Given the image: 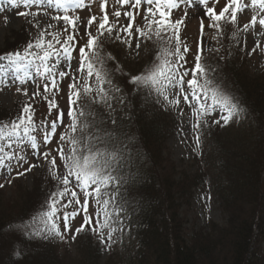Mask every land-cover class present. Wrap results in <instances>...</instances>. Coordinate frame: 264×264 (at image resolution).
<instances>
[{"label":"snow or ice","instance_id":"1","mask_svg":"<svg viewBox=\"0 0 264 264\" xmlns=\"http://www.w3.org/2000/svg\"><path fill=\"white\" fill-rule=\"evenodd\" d=\"M218 2L219 0H214L213 7H208L209 0H116L120 7L128 6V10L123 12L127 23L120 24V9L117 8L112 13L115 19L110 20L106 10L108 0H101L102 15H92L85 24L78 15L68 13L70 10L74 12L76 9L90 7L92 0H87V3L86 0H7L14 8L21 5L25 8L54 6L64 14L54 16L53 19L63 21L65 28L63 38L60 32L50 34L39 31L23 51L0 55V86L34 83L36 90L29 99L43 96L48 100L47 93L59 91V80L68 77L71 81L68 84L69 107L66 115L70 122L67 125L64 124L65 112L59 108L55 99L48 100V114L51 115L53 109H57L56 117L51 121L45 118L37 124L34 120L35 110L27 101L14 120L0 121V141H4L0 145V170L10 174L14 168L22 167L28 163L30 152L33 157H42L47 162L48 174L57 182L55 191L50 193L41 210L28 221L10 225L12 231L37 239L59 237L63 240L59 214L61 208L68 209L69 206H73L74 210L63 212L64 231L69 230L71 220L82 214L83 223L75 229V233L85 231L87 226L108 249L115 242L113 235L118 231L122 232L125 226L122 216L126 212L128 201L122 189L135 182L131 173L133 154L129 149L134 138H128L125 143L114 131L104 127L103 119H95L96 113L85 110L97 104L114 111L110 92H121L120 87L113 83L115 69L108 68V61L114 57L111 54L102 55L101 52L105 36L114 38L129 49H133L135 41L134 54L137 56L144 41H150L156 46L153 60L141 72L132 75L128 83L134 85L137 91H145L146 99L154 97L156 103L163 101L166 108L175 109L181 101L188 104L195 116V123L191 126L198 133L197 147L201 144L199 129L209 124L208 118L213 112L218 113L219 119H214L211 123L222 127L228 125L233 118L243 117L245 107L238 98L216 83L213 76L215 69L203 63L204 20L208 19V27L219 33L222 21L236 25L238 13L250 8L254 14L249 22L244 23L243 31L249 32L250 29L256 30L259 27L260 33L264 34V0H227L217 12L215 3ZM182 6L184 16L174 19V12ZM189 7H199L203 12L199 25L200 41L192 67H187L186 54L190 49L181 38ZM141 8L144 10L143 27L136 25ZM19 15L38 16L39 13L21 12ZM82 26L84 32L80 34ZM34 27L39 28V23ZM93 27L95 34L91 31ZM240 31L239 28L233 31L232 38H236ZM213 39L217 37L214 36ZM81 40L85 42L81 44ZM258 48L259 40L248 55H252ZM77 49L78 57H74L73 53ZM213 50L219 51L209 49ZM74 59L77 61L75 69L72 67ZM189 74L190 79L187 78ZM93 78L95 88L89 83ZM37 81L43 83V93ZM17 92L28 96L27 88L17 87ZM125 98L119 97L120 102L123 103ZM85 100L88 103H84ZM180 114H183L182 109ZM112 123L115 125L116 121L113 120ZM60 127L64 131L59 133L57 147L47 148ZM37 129L43 133L39 141L37 135H33ZM42 145L46 150L40 151ZM136 155L138 158L139 154ZM58 160L61 163L58 164ZM38 166V163L29 164L24 171L17 172V175L23 176ZM61 168L64 170L63 174L60 173ZM3 186L0 184V187ZM77 188L82 193L83 202ZM89 198L95 206L94 215L89 214ZM72 238L75 239V235Z\"/></svg>","mask_w":264,"mask_h":264},{"label":"trees","instance_id":"2","mask_svg":"<svg viewBox=\"0 0 264 264\" xmlns=\"http://www.w3.org/2000/svg\"><path fill=\"white\" fill-rule=\"evenodd\" d=\"M218 49L225 50L222 46ZM232 49L225 55L214 51L218 56L208 65L215 69V80L223 73L219 65L234 63L231 59L236 58V52ZM187 62V67L193 66ZM108 68L115 69L113 83L126 97L122 110H114L113 116L102 105L93 104L85 110L96 113L95 119H103L104 127L125 143L134 138L129 149L133 154L131 173L135 182L122 189L128 201L123 218H129L125 225L129 232L117 242L114 259L106 264H264V81L258 78L252 82L235 65L228 67L225 84L217 82L238 98L245 109L248 105L244 101L252 102L256 107L251 115L259 114L258 120L255 125L242 120L231 123L224 137L221 128L211 123L215 119L212 113L209 125L202 126L205 151L197 158L195 171L187 168L175 175L173 162L163 152L174 122L167 117V111L161 112L154 97L146 99L145 91H137L128 83L138 73L113 60L108 61ZM227 71L232 76L229 80ZM16 114H1L0 121L10 122ZM207 134L212 135L208 140ZM198 187L211 196L220 195L228 218L209 232L203 228L189 235L181 201H190L192 190ZM41 190L46 192V201L53 191L50 183ZM20 204L23 209L13 215ZM20 204L0 199V264H58L54 259L57 246L52 239H31L21 234L20 243L19 237L11 236L10 225L27 221L42 208L31 195ZM7 208H12L13 213ZM85 232L90 233L88 229L82 232L80 242L88 243V248L76 261L101 264L102 244L97 235L88 239Z\"/></svg>","mask_w":264,"mask_h":264},{"label":"rangeland","instance_id":"3","mask_svg":"<svg viewBox=\"0 0 264 264\" xmlns=\"http://www.w3.org/2000/svg\"><path fill=\"white\" fill-rule=\"evenodd\" d=\"M226 2L227 0H219L218 3H215L217 12L224 7ZM246 2H250V0H246ZM100 3L101 0H94L90 7L84 8L81 12L76 10V13L70 10L68 15H78L81 21L86 24L87 19L90 18L92 15H95L97 17H100L102 15V12L100 10ZM213 4L214 0H209L207 6L213 7ZM117 8H119L122 13L119 23L126 24L127 21L123 17V12L128 10V6L125 5L124 7H120L118 4H116V0H108L106 10L109 13L110 20L115 19L112 16V13ZM0 9H2L0 10V55H4L8 52H14L17 50L23 51V48L27 45L30 40H32L38 34L39 31H47L50 34L60 32L61 38H63L64 36V22L53 19L54 16L63 15V12H58L57 10L51 8L49 9L48 7L37 8L36 6H32L28 10H16L14 8L6 9L3 6L1 0ZM21 12H38L39 15L21 16L19 15V13ZM253 14L254 13L250 8L246 9L243 13H238L236 25H232L230 23H225L222 21V28L221 30H219V33L217 30L208 27V19L204 20L205 30L203 43V63L208 65L209 62L212 63L214 58L218 56L216 53H214V50L209 51V49H218L219 46H222L225 50L222 51V49H219L218 51L222 55H225V53H227L226 51L231 47L233 48L232 52L234 54L236 52V60L234 58L231 59V62L234 63H230V61H227L225 65H219L220 67H223V73H220L221 75L219 79L216 78L215 81L217 84H219V82L220 84H225L227 80L226 70L228 69V67H233L234 65L236 68L240 69L243 73H245V78H249L252 82L254 80H258V78H261L262 81H264V34L260 33L259 27H257L256 30L250 29L249 32L243 31L244 23L249 22ZM143 15L144 10L143 8H141L140 15L136 19V25L142 27L144 26V21L142 19ZM202 15L203 12L200 10L199 7L187 8L185 27H183L181 30V38L185 35L186 39H182L190 47V51L186 54V59L187 61H190L192 63H194V54L197 51V44L200 41L199 25L200 18ZM181 16H184V6L174 12L173 18L179 19ZM36 23H39V28L34 27ZM48 25H51V27H48ZM237 28L241 29V31L238 33L236 38H232V33ZM79 31L80 34H83L84 27H80ZM91 31L95 34V27H93ZM214 36H216L217 39L214 40ZM257 40H259L260 42V48H258L255 52H252V55H248V53L251 52L254 47H256ZM84 42V40L80 41L81 44H83ZM134 44L135 41H133V49H129L126 45L120 43L119 41H115L114 38L109 39L107 36H105L103 38V48L101 49V52L102 55L111 54V56L114 57L113 61L115 63H118L120 67H125V69H129L131 72L139 73L143 70L146 65H148L153 60L156 51V46L150 41H144L141 45L139 55L137 56L134 54ZM73 56L78 57V49L73 53ZM72 67L73 69L77 67V61L75 59L72 62ZM227 73L229 80L232 76L228 71ZM189 77H191V75H189L187 78ZM70 82V78L65 77L63 80H59V91H52L46 94L48 100L55 99L59 105V108L64 110L65 125L70 122L69 118L66 115L69 107L68 84ZM37 83L40 84V91L41 93H43V83L40 81H37ZM89 83H91L95 88L94 78L91 79ZM17 87L27 88L28 96H24L22 92H17ZM35 90L36 85L34 83H30V85L12 84L10 87L0 86V109L2 111H0L1 114L5 113L12 116V114L17 113L16 115H14V117L16 118L18 114H20L19 112H21L24 102L27 101L32 104L35 110L34 120L37 124H39L40 121L45 118H47V120L49 121L55 119L57 109H53L52 114L49 115L48 100H45L43 96H36L32 99H29V97L32 96V93ZM249 94H252V92L249 91ZM110 95L113 96V100L111 101L112 109L118 111L122 110V105L124 101L123 103H121L119 100V97L123 96L122 92H110ZM87 102V100L84 101V103ZM244 103V105L248 106L242 118H233V120L230 121L228 125L223 127L218 125L221 128L220 132L222 136L225 137L227 133L226 130H228V126L231 123H235L237 121L239 122V120L245 121L246 124L252 122L255 125L258 120L259 114H255V116L253 114L251 115V113L253 108L256 106L253 105L252 102L248 104V102L244 101ZM102 107H104V111H106L108 115H114L115 111L108 109L105 105H102ZM157 107L161 110L162 113L164 111H167V117H169L171 121L174 122L172 133H170L167 139H165L166 143L163 152L165 158L173 162L174 167L176 168L174 172L175 175L177 172L181 173L187 170V168L190 172L195 171L196 160L201 156V152L205 151V147L203 145L206 141L204 139V130L201 127L199 129L201 144L199 145V147H197L196 136L198 133L197 130H194L191 126L193 123H195V116L193 115L192 108L189 107V105L184 103L183 101H181V104L175 109L171 107L166 108L163 104V101H161V103H157ZM249 108L251 110L248 111ZM181 109L183 110L182 115L180 114ZM213 117H215V119H219L218 113L214 112ZM181 129H183V132H181ZM63 131V127L58 128L56 137L54 138L51 144L47 145V148L55 149L57 147L56 142L59 139V133ZM208 134L206 135L207 140L212 136H208ZM33 135H37L39 141L42 139L43 133L40 129H37V131L34 132ZM3 144L4 141H0V145ZM44 150L46 149L42 145L40 151ZM65 150H67V146H65ZM53 155H55V152H53ZM37 163L40 166L33 168L30 172L25 173V175L23 176L17 175V172L24 171V169L27 168L29 164ZM59 163L61 162L58 160V164ZM2 172L3 171H0V184L4 186L0 187V199L3 200L6 199L13 202L17 201V204H20L23 201H26L31 195L35 197L36 205L40 204L41 206H43L45 204L44 198L46 196V192L45 190L42 191L41 189L45 188L47 182L52 184L53 189H56L57 182L49 176L47 170V162L44 161L42 157H33L30 152L28 163L23 164V166L20 168H14L10 174H8L6 171H4V174H2ZM63 172L64 170L63 168H61L60 173L63 174ZM180 176L181 175H178L177 179H179ZM205 190L206 189H203L202 187L193 189V195L190 198V201H181V211L184 214V222H186L185 226L187 227L189 235H191L192 231L199 232L203 228H205V230L209 232L210 228L215 227V225L222 226V224L228 218V215L223 212L222 203L219 198L220 195L216 194L211 196L210 194L206 193ZM76 191L78 192V195H80L81 202H83L82 193H80V190L78 188L76 189ZM24 197H26V199L20 201ZM67 199L68 198L66 197L65 200ZM69 207H72V209H60V226L64 239L61 240L59 237H55L58 246L56 247V254L54 255V259L58 261V264H80L76 260L80 258V255L83 250L85 248V250H87L88 248V243L84 244L80 242L82 232H80L79 234L75 233V229L83 223L82 214L77 216L74 220H71L69 230L64 231L63 212L74 210L73 206ZM20 208L21 204L18 208H16L14 213L12 212V208H7V210L11 214L13 213V215H16L19 213ZM94 212L95 206L93 204L92 199L89 198V214L94 215ZM122 219L124 225L127 226L129 218H123L122 216ZM126 226L123 227L122 232L118 231L113 235V240L115 242L112 243L110 249H108L106 245H102V255L99 258V262H101V264H106L109 260L114 259L113 256H115L116 253V251L114 253V250L116 248L117 242L123 239L128 233V229L126 228ZM85 233V236L88 239H91L94 235L91 232ZM73 235H75V239L72 238ZM11 236L15 238L19 237L20 243L23 242V239L21 238V233L11 231ZM262 248L264 249V246H262Z\"/></svg>","mask_w":264,"mask_h":264},{"label":"bare ground","instance_id":"4","mask_svg":"<svg viewBox=\"0 0 264 264\" xmlns=\"http://www.w3.org/2000/svg\"><path fill=\"white\" fill-rule=\"evenodd\" d=\"M27 85V84H26Z\"/></svg>","mask_w":264,"mask_h":264}]
</instances>
